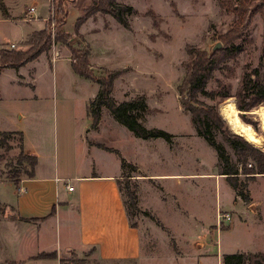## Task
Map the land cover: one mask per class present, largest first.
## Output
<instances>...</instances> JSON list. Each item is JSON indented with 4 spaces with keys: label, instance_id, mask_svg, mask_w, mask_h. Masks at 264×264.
<instances>
[{
    "label": "rangeland",
    "instance_id": "374dc122",
    "mask_svg": "<svg viewBox=\"0 0 264 264\" xmlns=\"http://www.w3.org/2000/svg\"><path fill=\"white\" fill-rule=\"evenodd\" d=\"M117 1L134 8L128 14V27L120 24L111 13L96 11L75 30L76 19L84 14L91 0H63L67 10L64 29L69 32L72 46L63 42L52 43L42 51L45 53L24 69L9 71L8 75L0 78L1 125H8L3 120L5 116L12 122L11 127L16 125L24 132L25 146L32 149L42 168L50 169L56 164L64 172L74 161L80 162L81 170L86 173L109 171L117 164L121 166L122 160L136 166L130 171L131 177L121 176L118 180L123 197L125 181L137 187L139 211L135 215L127 209L129 220L144 227L153 221L157 226L162 224L165 231L156 232L158 247L155 248L154 260H144L142 264H220L215 257L217 253L219 260L225 254L264 253V175L246 177L240 173L237 182L250 201L246 202L239 196L238 200L225 176L219 174L215 149L196 134L177 91L185 73L186 45L207 51L213 50L218 42L220 47L225 46L220 35L231 29L233 13L221 8L218 0ZM6 3L18 11L35 4L38 8L32 14L49 11V7L44 9L41 0H6ZM57 3L58 0H49L52 7L49 16L53 15L54 4ZM17 19L8 25L0 22L1 29L7 30L8 40H18L20 27L26 25ZM53 27L52 19V34L55 32ZM241 31L243 50L220 64L209 80L207 90H215L221 83L229 86L234 94L244 63H250L252 67L257 65L264 37V9H256ZM235 41L240 40L236 38ZM29 47L18 42L8 48ZM70 47L88 50L90 67L95 75L107 70L119 71L121 75L115 79L111 93L113 99L119 103L142 96L149 110L140 116V122L146 127H157L171 133V141L136 137L120 123L117 129L116 120L111 127L106 120L109 112L106 108H103L101 126L97 129L90 127L92 120L87 117L86 106L97 85L70 69L66 59L70 57ZM53 57H60V60L53 63ZM6 68L9 67L1 70ZM261 73L264 81V56ZM31 94L36 95L34 100L26 97ZM199 99L207 104L214 103L204 96H199ZM227 102L233 103L236 116L250 126L259 142L243 138L264 153V104L241 115L233 96L218 103L223 121L235 134L238 133L232 130L221 112ZM18 110L24 113L23 118H19ZM86 128H90L91 133L86 134ZM86 136L101 142V149L95 154L82 155L80 145ZM214 137L225 146L234 163L236 157L229 143L218 131L214 132ZM6 143L7 147L0 142V179L25 177L30 163L24 156L29 154L18 147L17 135H11ZM255 166L254 161L248 160L249 168ZM121 171L128 173V169L123 170L122 167ZM173 173L179 175L178 180L173 176H161ZM141 200L143 205L139 204ZM224 214H229L231 221L223 219ZM217 216L222 230L213 228ZM14 218L12 210L0 203V260H8L6 256L10 251L5 249L1 239L4 236L1 231L3 222ZM228 225L230 227L224 229ZM175 241L181 245L186 257H178L167 245L171 243L177 249ZM196 242L203 247L195 248ZM25 248V251L20 249L21 253L33 252L36 246L26 244ZM206 251L214 257L197 256ZM68 260L65 264H76L77 261L83 264L81 259L73 256Z\"/></svg>",
    "mask_w": 264,
    "mask_h": 264
},
{
    "label": "crops",
    "instance_id": "0c3cea01",
    "mask_svg": "<svg viewBox=\"0 0 264 264\" xmlns=\"http://www.w3.org/2000/svg\"><path fill=\"white\" fill-rule=\"evenodd\" d=\"M41 2L44 9L48 10L49 0H41ZM29 6H34V9L29 11ZM29 6L18 11L11 4L6 3V0H0V22H6L8 25L10 22L18 21V17L20 22L26 24L20 27L18 40H8L7 30L3 31L0 27V48H8L11 43L22 44L30 33L45 27L49 11L48 13L32 14V12H36L38 6L35 4ZM43 53L45 52L38 56ZM38 56L19 67L0 70V78H4L3 75H8L13 70L24 69ZM66 59L71 69V58L68 56ZM58 60L60 57H53L52 62ZM96 92L97 89L94 90L89 101L95 97ZM34 96L36 95L31 94L26 97L28 100H34ZM102 113L103 109L96 129L101 126L104 120ZM109 113L106 114V120L111 127H114L115 119ZM18 115L19 118L24 117L21 110H18ZM87 117L90 116L87 114ZM3 120L9 126H3L0 123V132H21L24 152L33 155L32 149L25 146L24 132L17 129L16 125L11 127L10 123L12 122L7 117L4 116ZM115 125L119 129V123L117 122ZM85 130L86 134L90 132V128ZM99 143L101 142H96L86 136L80 145L82 155L85 153L95 154L98 149H101ZM112 149L116 148L112 147ZM67 168L68 170H64V172L56 164H53L50 169L42 168L37 161L32 176L20 177L16 182L6 178L0 179V203L11 209L15 215L12 221L3 222L4 226L1 231L4 232V236L1 239L5 249L10 251L6 256L8 260H0V264L5 262L6 264H65L69 262V256L81 259L83 264H142L144 260H154L157 254L155 248L158 247L156 234L159 231L165 233L164 228L162 224L157 226L158 224L156 225L153 221H150L151 224H146L145 227L136 225V223L132 225L118 186L119 178L124 176L120 164L109 171L100 173L83 172L80 162L75 161ZM131 173L125 174H129L128 177H131ZM161 176H173L178 180L179 175L173 173ZM161 176L147 175V177L153 178ZM68 187L72 189L69 190ZM231 189L233 190L232 187ZM233 192L238 199L236 192L234 190ZM139 204L143 205V201H139ZM218 219L217 216L216 225L213 228L222 230L218 225ZM159 222L161 221L159 220ZM228 227L230 225L224 229ZM152 239L155 242L154 247ZM26 244L35 245V251L28 250L26 253H21L20 249L25 251ZM167 245L178 257H186L181 245H178L176 241L177 249H174L171 243H167ZM194 247L202 248L203 245L196 242ZM53 252L55 257L37 258L41 253ZM209 255L214 257L207 251L203 254L198 253L197 256L208 257ZM215 257H217V261H220V264H223L222 255L220 260L218 253L215 254Z\"/></svg>",
    "mask_w": 264,
    "mask_h": 264
},
{
    "label": "trees",
    "instance_id": "16d2710c",
    "mask_svg": "<svg viewBox=\"0 0 264 264\" xmlns=\"http://www.w3.org/2000/svg\"><path fill=\"white\" fill-rule=\"evenodd\" d=\"M258 0H218L221 8L231 11L234 15L232 27L229 31L220 35L225 46L213 47V50L207 51L196 46H187V57L183 61L185 68L184 76L177 86V91L181 96L183 110L189 114L190 122L196 132L208 145L212 146L217 154V165L219 174L224 175L229 185L242 200L249 202L246 194L241 190L238 184L239 174L246 177L254 174L264 175V153L248 143L243 136L231 132L227 124L223 121L218 103L229 97H234L235 106L241 112H250L253 108L264 104V81L262 78L263 56H264V37L262 40L259 61L255 67L250 63H244L239 79L237 90L231 93L229 86L218 84L217 89L207 90L206 86L213 78V74L220 68V64L227 58H234L238 52L242 51L244 38L241 28L245 27L250 21V17L256 9H264V0L259 2L251 9ZM259 4V5H258ZM96 11L109 12L123 26H129L128 14L134 11L132 5L121 3L117 0H91V5L85 10L84 14L79 16L75 21V30H77L83 21ZM67 10L64 8L63 0H58L54 4L53 15L49 16L45 27L30 33L24 40L29 45L28 49L20 48H0V70L4 67H19V65L35 58L42 51L48 49L52 43L63 42L69 43V32L64 29L66 22ZM53 19L55 30L51 32L50 24ZM77 32V31H76ZM240 41L236 42L235 39ZM70 64L73 72L97 85L95 97L89 102L87 114L92 118V128H96L103 108H106L113 118L133 132L136 137L142 139L162 138L170 142L172 134L157 128L144 126L139 118L143 113L148 112L149 108L142 96L135 99L124 100L117 103L111 93L115 79L121 75L119 71L107 70L101 75H95L88 58V50L85 48L70 47ZM199 96L207 97L213 101V104H207L199 99ZM241 115H244L241 113ZM218 131L226 140L236 159L233 163L231 155L225 146L216 141L214 132ZM11 135H17L19 139V148L23 150V138L19 131L0 132L3 137L0 140L3 146L7 147L6 139ZM30 163L29 172L26 176H32L37 158L34 155H25ZM248 160L256 163L255 168L248 167ZM121 167L130 171L135 170L136 166L121 161ZM129 175V174H128ZM124 173V177L128 178ZM17 179H12L16 182ZM120 182L118 181L119 190L121 191ZM125 196L123 201L127 209H131L133 214L139 211L137 205V187L131 186L125 181ZM122 194V191H121ZM123 196V194H122ZM128 213V212H127ZM132 225H134L132 223ZM55 257V253H41L37 258ZM77 263H79L77 261ZM223 264H264V253H233L225 254L222 259Z\"/></svg>",
    "mask_w": 264,
    "mask_h": 264
},
{
    "label": "bare ground",
    "instance_id": "6f19581e",
    "mask_svg": "<svg viewBox=\"0 0 264 264\" xmlns=\"http://www.w3.org/2000/svg\"><path fill=\"white\" fill-rule=\"evenodd\" d=\"M221 110H222L221 112H222L223 117L228 122V124L230 125V127L232 128V130L234 132L240 134L241 136H243L244 138H246L250 142H253V143L259 142V137L250 128V126L243 124L238 119V117L236 116L237 111L235 110L232 102H227V103L223 104ZM259 111H261V110H259ZM262 113H264V112L262 111Z\"/></svg>",
    "mask_w": 264,
    "mask_h": 264
},
{
    "label": "built area",
    "instance_id": "2783aa9c",
    "mask_svg": "<svg viewBox=\"0 0 264 264\" xmlns=\"http://www.w3.org/2000/svg\"><path fill=\"white\" fill-rule=\"evenodd\" d=\"M50 3H51V1H50ZM33 9H34V6H29V7H28V10H29V11H32ZM50 11H52V7H51V5H49V15H50V13H51ZM49 15H48V16H49ZM10 46H11V47H14L15 44H14V43H11ZM68 189L71 190L72 188H71V187H68ZM222 217H223V219H226V220H229V219H230L229 214H224ZM76 264H78V263H76Z\"/></svg>",
    "mask_w": 264,
    "mask_h": 264
},
{
    "label": "water",
    "instance_id": "95a60500",
    "mask_svg": "<svg viewBox=\"0 0 264 264\" xmlns=\"http://www.w3.org/2000/svg\"><path fill=\"white\" fill-rule=\"evenodd\" d=\"M220 46V43L218 42V43H216V45H215V48H217V47H219ZM242 114H245V112H241Z\"/></svg>",
    "mask_w": 264,
    "mask_h": 264
}]
</instances>
